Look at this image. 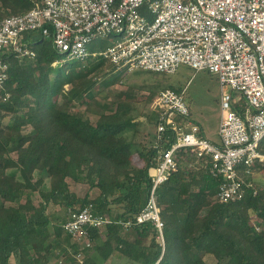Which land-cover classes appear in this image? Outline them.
<instances>
[{"label":"trees","instance_id":"obj_1","mask_svg":"<svg viewBox=\"0 0 264 264\" xmlns=\"http://www.w3.org/2000/svg\"><path fill=\"white\" fill-rule=\"evenodd\" d=\"M40 1L0 0V21ZM36 37L40 41L29 46L34 58L5 57L10 68L9 98L0 100V264H79L63 224L70 212L90 205L114 222L91 230L92 246L80 264H209L208 258L215 264H264V187L244 174L255 188L244 186L241 200L219 202L221 179L183 151L179 170L158 190L164 243L149 222L127 228L124 222L135 221L146 206L158 151L156 137L142 134L143 119L157 124L143 107V88L130 85L122 98L101 95V103L97 78L117 67L94 58L95 49L60 66L68 56L57 53L51 39ZM95 109L98 119L92 122L87 115ZM163 139L175 142V135ZM259 151L264 155V141ZM260 167L264 162L252 174ZM70 182L98 194L80 197ZM51 206L65 215L52 217Z\"/></svg>","mask_w":264,"mask_h":264},{"label":"built area","instance_id":"obj_2","mask_svg":"<svg viewBox=\"0 0 264 264\" xmlns=\"http://www.w3.org/2000/svg\"><path fill=\"white\" fill-rule=\"evenodd\" d=\"M30 34L51 39L57 53L77 60L90 55L88 45L97 37L116 38L109 48L93 53L116 71L175 74L187 66L217 76V142L191 121L185 91L166 88L148 97L157 116V158L149 171L152 185L146 206L135 221L124 222L127 228L149 222L164 243L158 190L179 170L180 151L194 155L221 179L219 202L241 200L244 186L255 188L243 175H252L256 163L264 162L259 151L264 141V0H41L29 12L0 21V100L9 98L5 57L23 60L36 55L29 47L36 36L28 40ZM167 133L175 135V142L163 139ZM161 141L170 146L163 148ZM113 222L93 205L70 212L63 229L79 264L92 246L91 230Z\"/></svg>","mask_w":264,"mask_h":264},{"label":"rangeland","instance_id":"obj_3","mask_svg":"<svg viewBox=\"0 0 264 264\" xmlns=\"http://www.w3.org/2000/svg\"><path fill=\"white\" fill-rule=\"evenodd\" d=\"M119 38L118 40H121ZM116 38H112L110 41H116ZM40 37H36L35 42H39ZM108 42L100 37H97L89 45V50H100L102 45L105 44L106 48L111 46L112 42ZM107 42V43H106ZM60 66H63L65 62L69 61V58L62 56ZM80 60L74 59V62ZM74 65L75 63L71 61ZM68 67H71L68 65ZM125 71H114L103 73L98 79L97 91H102L98 98L102 103L101 95L109 94L111 97L122 98L125 95L127 88L132 85L138 88H143L142 100L145 101L144 106L149 114L153 112V108L150 107L148 97L150 94H156L160 91L170 89H180L185 91V98L188 106L192 112L193 120L202 123L205 135L207 139L217 142L218 137V123L221 114L220 100H221V86L216 75L211 74L207 71H195L187 66H181L175 74L165 73H153L149 71H137L132 73L123 74ZM124 76V79L120 82L108 85L110 81ZM59 100V99H58ZM73 107V105H71ZM114 107V106H110ZM84 109V107H82ZM81 109V110H82ZM87 117L92 121L96 122L98 119L97 110L95 109L92 113H89ZM157 118V116H154ZM143 119V118H142ZM141 119V120H142ZM142 134L146 137L155 138V127L148 124L146 119H143ZM148 134L150 136H148ZM252 178L256 181L259 186L264 187V167H260L254 171ZM49 181H46V185ZM71 190L80 197L89 195V197H95L97 190H90L88 185L76 184L70 182ZM33 201L35 204L39 202L38 195H34ZM49 214L52 217H63L65 210L62 208H49ZM209 264H215V261L211 258L207 259Z\"/></svg>","mask_w":264,"mask_h":264},{"label":"crops","instance_id":"obj_4","mask_svg":"<svg viewBox=\"0 0 264 264\" xmlns=\"http://www.w3.org/2000/svg\"><path fill=\"white\" fill-rule=\"evenodd\" d=\"M136 72H137V71H136ZM190 113H191V115H190V119H191V121L194 122L195 124L199 125V126L201 127L202 134H203L204 136H206V135H205V132H204V129H203V126H202V123H200L199 121L193 120L191 110H190ZM218 124H219V123H218ZM97 194H98V193H97Z\"/></svg>","mask_w":264,"mask_h":264}]
</instances>
